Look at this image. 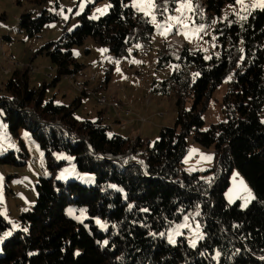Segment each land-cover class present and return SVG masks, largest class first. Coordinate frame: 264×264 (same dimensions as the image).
I'll use <instances>...</instances> for the list:
<instances>
[{
    "label": "trees",
    "instance_id": "16d2710c",
    "mask_svg": "<svg viewBox=\"0 0 264 264\" xmlns=\"http://www.w3.org/2000/svg\"><path fill=\"white\" fill-rule=\"evenodd\" d=\"M130 1L109 0V11L95 19L89 17V5L74 30L37 50L55 65L53 82L65 75L73 80L83 69L73 47L89 37L106 46L114 60L131 53L139 40L153 39L155 24ZM181 1L155 0V14L162 19ZM199 1L189 0L192 22L196 28L212 23L208 34L216 50L206 54L188 43L158 47L157 68H173L155 91L175 96L177 117L154 142L111 132L102 112L95 120L78 118L75 110L87 90L79 89L82 95L69 105L45 101L46 86H30L28 67L13 71L6 82L8 95L0 97L3 118L13 135L21 128L31 132L46 153L51 175L39 179L37 200L21 213L23 228L3 242L0 264H264V8L240 21L234 14L221 16L224 5L236 0H201L205 15ZM56 19L47 10L36 17L27 13L20 17V27L36 36ZM183 30L172 24L170 35L180 37ZM232 72L223 97L226 118L205 128L203 114L212 95ZM110 78L109 70L107 84ZM79 82L86 86L88 80ZM189 137L213 147L217 161L206 172L211 180L183 168ZM57 151L74 155L81 170L96 175L95 184L55 180L65 163L55 158ZM27 155L24 148L20 156ZM24 162L14 151L0 157L2 164ZM234 168L255 193L245 208L225 197ZM70 204L87 207L90 230L66 215ZM197 207L204 238L195 246L185 236L170 244L162 233ZM95 217L108 223L106 232L97 228ZM10 227L0 206V235Z\"/></svg>",
    "mask_w": 264,
    "mask_h": 264
},
{
    "label": "rangeland",
    "instance_id": "374dc122",
    "mask_svg": "<svg viewBox=\"0 0 264 264\" xmlns=\"http://www.w3.org/2000/svg\"><path fill=\"white\" fill-rule=\"evenodd\" d=\"M136 2L137 0H131L129 4L135 7ZM189 3L191 4V2ZM260 3H264V0H244V5L247 6L244 11L241 10V5L236 2L226 3L221 16L225 18L234 14L241 21L244 20L241 19V16L247 17L253 10L261 8L252 7ZM197 4L200 13L205 15V5L201 0ZM89 5H92L89 17L94 19L105 15L111 6L109 0L99 2H95V0H45L42 4L29 0H0V97L8 95L6 82L17 68L28 67L31 77L30 86L45 85V101L52 99L57 104H72L78 95H82L79 90L80 86H76V82L88 80L86 88L90 93L82 95V103L75 110V115L78 118L95 120L102 112L105 117L104 121L110 126L111 132L123 134L131 139L141 136L154 142L159 138L161 128L174 126L177 117L175 96L173 94L163 96L153 93L148 88L154 77L162 79L164 76L165 78L173 68L172 65L156 68L158 47H165L164 45L171 43L178 48L185 45V40L181 39L178 34L179 38L171 37L174 33L170 36L172 30L167 34H162V30L157 27V24L165 22L176 24L175 21H168V17L181 16V12L174 10L171 14L166 13L167 18L161 16L162 19L154 12L156 22H152L155 24L156 30L153 39H151L152 44L141 50L132 49L131 53L125 55L126 59L121 63L115 60H111L110 63L107 55L111 57V54L107 47L96 43L91 37L87 38L82 45L73 47L77 56L79 53L81 54L80 60L85 64L83 69L75 77L73 76V80L72 77L65 75L57 82H53L57 75V69L47 55L40 54L37 50L47 42L57 40L65 32L74 30L80 24L79 15ZM98 9L101 11H97ZM43 10L56 14L57 19L38 35L29 36L20 27V17L27 13L36 17L41 15ZM189 12L188 10L184 11V23L189 25V29H195L196 25L192 22L193 16ZM147 16L151 18L150 15ZM212 27V23L206 21L202 32L193 33L188 30L187 38L183 34L185 30L179 34L189 42L192 48L201 49L209 54L216 50L215 39L208 34ZM166 40L168 42L164 43ZM105 49L107 51H101ZM135 52L137 53L135 54ZM145 52L147 56L143 57L141 54ZM109 70L111 78L107 84L105 78ZM233 77L232 72L213 93L207 110L203 114L205 128L212 123L225 120L223 97ZM102 97H105L106 103L99 101ZM116 103L119 107L115 105ZM126 111L131 112L127 114ZM3 116L4 112L0 106V157L8 151H14L16 157L24 159L25 162L23 164L0 163V206L3 214L11 223L10 229L0 235V255L3 253V242L9 237L6 233L10 232L11 235L13 231L23 228L20 215L35 204L39 179L51 175L46 153L32 137L31 132L26 128H21L18 135H13ZM24 148L28 155L22 158L20 153ZM53 154L57 160L65 161L57 169L54 175L55 180L77 181L87 186L95 184L96 175L81 170L74 155L58 151ZM216 161L213 147L203 146L189 137L188 151L182 162V166L187 172H198L206 180H211L212 174L206 172L216 164ZM241 181H243V185H241ZM225 197L230 204L239 201L243 208L247 207L255 198L249 181L237 168L231 172L230 184L225 191ZM65 213L69 218L90 230L88 222L90 216L84 204H70L66 207ZM199 215L200 208L192 209L162 235L170 244H174L180 236H185L191 246H193V241L197 245L204 238V227L199 220ZM94 222L100 231L108 230V223L101 218L95 217Z\"/></svg>",
    "mask_w": 264,
    "mask_h": 264
},
{
    "label": "snow or ice",
    "instance_id": "6c2138e0",
    "mask_svg": "<svg viewBox=\"0 0 264 264\" xmlns=\"http://www.w3.org/2000/svg\"><path fill=\"white\" fill-rule=\"evenodd\" d=\"M236 3L241 5V10H246V7L244 5V0H236ZM136 8H138L139 11L143 12L146 16L150 15L153 22H156V15L154 14L155 10L157 9V4L155 3V0H137V2L134 4ZM252 7H261L264 8V3L253 5ZM178 12H181V16H169L168 21H175L178 25H183V28L185 31L183 34L188 37V30H191L193 33L202 31L203 28H195V29H189V25L184 23V11L192 10V5L188 2V0H182V2L179 3V6L175 9ZM97 11H101L98 9ZM164 11H167V8L164 9ZM241 19H247L246 16H241ZM157 27L162 30V34H167L169 31L172 30V24L165 22L164 24H157ZM101 51H107L101 50ZM119 71V69H117ZM241 185H243V181L240 182ZM245 190H247L245 188ZM251 195V193H249ZM8 235V233H6ZM171 239V238H170ZM193 246H195V242L193 241Z\"/></svg>",
    "mask_w": 264,
    "mask_h": 264
},
{
    "label": "built area",
    "instance_id": "2783aa9c",
    "mask_svg": "<svg viewBox=\"0 0 264 264\" xmlns=\"http://www.w3.org/2000/svg\"><path fill=\"white\" fill-rule=\"evenodd\" d=\"M163 18H167V14L166 13H164V14H162L161 15ZM168 23H170V22H168ZM176 28H177V30H183V26L182 25H176ZM199 28V27H198ZM168 42V41H167ZM152 44V41L150 40V41H145V40H139L136 44H135V46H132L131 48H130V51H131V49H137L138 50V45H145V46H150ZM107 59L109 60V62L111 63V60H114V59H112V57H109L108 55H107ZM126 59V56H123L122 58H120V59H115V61L116 62H122L123 60H125ZM67 76H69V75H67ZM76 86H80V90H89V89H87L86 88V86L83 84V83H80V82H76ZM100 102H105L106 103V99H105V97H102L101 98V100H99ZM117 107H119L118 106V104H115ZM131 111H126V113L127 114H129Z\"/></svg>",
    "mask_w": 264,
    "mask_h": 264
},
{
    "label": "crops",
    "instance_id": "0c3cea01",
    "mask_svg": "<svg viewBox=\"0 0 264 264\" xmlns=\"http://www.w3.org/2000/svg\"><path fill=\"white\" fill-rule=\"evenodd\" d=\"M181 37V36H180ZM182 39H184L185 41H187L184 37H181ZM188 42V41H187ZM188 44H189V42H188ZM161 47H163V46H161ZM138 52V51H137ZM137 52H135V54L137 53ZM139 53V52H138ZM78 55H81L80 53L78 54ZM143 57L145 56H147V53L145 52V53H142L141 54ZM156 68H157V65H156ZM158 69V68H157ZM162 79H164V76H163V78ZM162 79H160V78H157V77H154L153 78V82L151 83V85L148 87V88H150L151 89V91L153 92V93H157V94H160V95H165V94H163L162 92H160V93H158V92H156L155 91V86H157V85H159V83H160V81L162 80ZM167 95V94H166ZM98 117H99V114H98ZM97 117V118H98ZM132 121H133V119H132ZM113 130H115V131H118V130H120V129H113ZM122 136H124L123 134H121ZM139 136V135H138ZM10 235V232H8V235L7 236H9Z\"/></svg>",
    "mask_w": 264,
    "mask_h": 264
},
{
    "label": "bare ground",
    "instance_id": "6f19581e",
    "mask_svg": "<svg viewBox=\"0 0 264 264\" xmlns=\"http://www.w3.org/2000/svg\"><path fill=\"white\" fill-rule=\"evenodd\" d=\"M199 27H202L203 26H199ZM178 31V30H177ZM171 36V35H170ZM173 36H177V33L175 32L171 37ZM178 37V36H177ZM169 38V37H168ZM179 38V37H178ZM182 42V41H181ZM180 44V43H179ZM186 44V43H185ZM146 46L145 45H138V49L141 50V49H144ZM79 57H81V55H79ZM79 87V86H78ZM80 88V87H79Z\"/></svg>",
    "mask_w": 264,
    "mask_h": 264
}]
</instances>
